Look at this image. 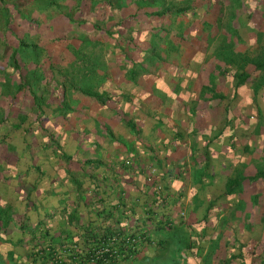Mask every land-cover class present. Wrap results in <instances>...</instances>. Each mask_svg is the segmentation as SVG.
I'll return each instance as SVG.
<instances>
[{
    "label": "crops",
    "instance_id": "1",
    "mask_svg": "<svg viewBox=\"0 0 264 264\" xmlns=\"http://www.w3.org/2000/svg\"><path fill=\"white\" fill-rule=\"evenodd\" d=\"M219 1L90 2L66 37L54 21L34 26L42 71L0 76L3 189L49 206L58 239L111 223L151 239L136 255L180 247L177 264L261 254L264 169L249 167L264 129L235 117L248 86L231 81L244 75L209 48Z\"/></svg>",
    "mask_w": 264,
    "mask_h": 264
},
{
    "label": "rangeland",
    "instance_id": "2",
    "mask_svg": "<svg viewBox=\"0 0 264 264\" xmlns=\"http://www.w3.org/2000/svg\"><path fill=\"white\" fill-rule=\"evenodd\" d=\"M4 1L5 3L0 5V75H6L9 72L17 73L18 70L24 72L26 69L27 71L34 70V73L37 70H41L31 67L25 62L24 54H39L42 48L33 49L32 47L27 52L21 49L19 51L20 54H16V63L13 59L8 58L11 51L14 50L16 40L19 37H25L26 35L28 37L27 41H37V37H35L33 32L34 26L30 27L28 25V18L32 19L31 23H36L35 21H37L42 24L54 21L60 25V37L63 38L66 37L68 28L71 26V20L79 22L80 26L83 27L90 15L89 11V13H84V7L89 6L90 2L100 0ZM219 2L220 4H217V7L221 9L218 19L219 28L215 32V37L212 39V44L209 45V48L212 49L211 53L217 59L218 64L229 65L227 66L228 71L235 68V71H241L242 75L249 76L246 81L242 82V84L248 86L246 90L247 96H245L246 101L241 97V104L245 108H242V112L240 109L235 117L242 114L246 118V125L255 126V124H258L259 127L264 129V0H221ZM2 5L6 6V13ZM109 16L112 17L111 14ZM214 21H216L215 17H213ZM234 21L236 22V29H227L229 25L226 23L228 22L230 27H232L234 26ZM75 24L79 25L78 23ZM10 79L7 78L5 81L9 82ZM23 80L28 79L23 78ZM234 83L235 80H232L231 84ZM231 117H234V115H231ZM233 121L230 120V123H233ZM229 128H231L230 124ZM256 156L257 153L252 154L249 168L257 169L260 167L264 169V158H256ZM3 184V182H0L1 189L4 187ZM4 191L9 192V197H13L12 192L9 190ZM30 209H33L36 213H41V215L45 213L50 216L49 206L36 205L30 207ZM34 218L37 219V217ZM58 223L62 224L60 221ZM246 223L248 224V221ZM13 237H16V234ZM8 243L4 242L2 243L4 245L0 247V250H2L0 253L3 255L1 264H16V262H12V257L7 256L9 254L5 249L9 246L11 247ZM157 246H154V249L160 251L159 253L155 254V250L149 248L132 259L117 261L115 264H177L175 260L180 247L170 246L169 243L161 247ZM16 252L23 253L20 247H16ZM17 254L16 257H18ZM19 260L24 261L21 257L16 261Z\"/></svg>",
    "mask_w": 264,
    "mask_h": 264
},
{
    "label": "trees",
    "instance_id": "3",
    "mask_svg": "<svg viewBox=\"0 0 264 264\" xmlns=\"http://www.w3.org/2000/svg\"><path fill=\"white\" fill-rule=\"evenodd\" d=\"M119 1L120 0H110V4H119ZM3 3H5V1L0 0V5ZM2 6L6 13V6ZM28 21V25L30 26L41 25L37 21H35L36 23H31V18H28ZM108 26L107 33L109 35H112V32L117 31L115 26L112 27L111 24ZM27 39L28 37L25 35V37H19L16 40V46L9 54V59H13L16 63V54H20L19 51L21 49H24V51L27 52L28 49L32 47L35 49L37 47L35 41H27ZM43 53L46 55L47 51L44 49ZM36 55L37 54L32 55L30 53H26V55L24 54L25 62H32L34 64L33 67H36V64L38 63ZM48 65L49 70L54 68L51 63ZM45 69L48 68L46 67ZM20 72L21 71L18 70V73ZM248 77V75L240 76L239 74H236L235 83L238 85L239 83L246 81ZM2 176L3 175H0V182L5 181ZM253 177L254 176H251V178ZM10 192H12V195L17 192L15 198L9 197V192H5L3 188L1 189L0 187V247L1 245H4L2 243L9 242L8 244L11 245V247L9 246L5 250L9 254L7 256L12 257V262H16V264H85L91 258V251L94 246L97 245L100 240H104L107 237L111 240V250L121 251L125 248L126 244L121 236L126 232L113 227L111 223L104 224L100 233L88 226L85 227V234L84 236H81L80 241L58 239L53 232L52 225L48 223L47 214L42 213L44 215L42 218L43 221L32 220L31 213L35 211L30 209V207L36 206V204L26 196H23L24 198L21 197L23 192L19 191V189L15 192ZM133 231L134 232L130 233H136V229ZM143 231L147 232L146 230ZM14 234H16V237H13ZM16 247H20L23 253L16 252ZM261 247V254L257 252L256 249L252 250V252H250L251 250L246 252V254H253L254 256L253 259H250L252 260L250 264H264V242H262ZM127 250H131L130 245L127 246ZM0 251L2 252V250ZM16 254L18 257H16ZM112 255L113 256H108V253L105 255L108 262L104 256L95 258L94 262L95 264H115V262L124 259V257L118 259L120 254ZM20 257L23 258L24 261H16ZM259 257H261V259H259ZM2 260L3 255L0 253V264L2 263Z\"/></svg>",
    "mask_w": 264,
    "mask_h": 264
},
{
    "label": "built area",
    "instance_id": "4",
    "mask_svg": "<svg viewBox=\"0 0 264 264\" xmlns=\"http://www.w3.org/2000/svg\"><path fill=\"white\" fill-rule=\"evenodd\" d=\"M121 238L122 240H124V243L126 244L123 250L121 251L111 250L110 249L111 240L107 237L104 240H100L99 243L94 246V248L91 251V258L85 264H95L94 259L102 256H104L108 262V259L105 256L107 253L108 256H113L112 254H120L118 259H120L121 257L130 258L134 256V254L139 250L142 244L147 243L149 237L147 235H142L140 232H136V233H125L121 236ZM128 245H130V249H131L130 251L127 250Z\"/></svg>",
    "mask_w": 264,
    "mask_h": 264
},
{
    "label": "clouds",
    "instance_id": "5",
    "mask_svg": "<svg viewBox=\"0 0 264 264\" xmlns=\"http://www.w3.org/2000/svg\"><path fill=\"white\" fill-rule=\"evenodd\" d=\"M182 212V211H181ZM180 213V212H179ZM183 213V212H182ZM181 214V213H180ZM151 241V239L150 238H148V241H147V243L146 244H148L149 242ZM140 249V248H139ZM139 252V250L134 254V256H132V257H130V258H124V259H122V260H125V259H132V258H134L135 256H136V254ZM121 261V260H120Z\"/></svg>",
    "mask_w": 264,
    "mask_h": 264
}]
</instances>
